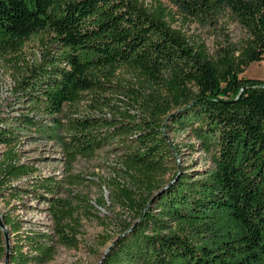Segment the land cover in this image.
Wrapping results in <instances>:
<instances>
[{"label": "trees", "instance_id": "1", "mask_svg": "<svg viewBox=\"0 0 264 264\" xmlns=\"http://www.w3.org/2000/svg\"><path fill=\"white\" fill-rule=\"evenodd\" d=\"M139 1L0 0V58L44 33L54 35L58 49L19 84L30 113L12 125L0 119V145L13 147L0 163V195L21 200L30 191L12 185L33 181L37 172L14 152L24 130L59 141L71 161L113 143L124 150L137 187L119 184L112 191L132 220L99 264H264V80L241 76L264 60V0H174L194 22L216 28L228 11L245 29L240 41L228 37L213 51L174 28L162 4L152 12ZM123 66L168 91L176 109L168 120L64 116L67 104L106 91ZM187 130L202 150L215 149L213 165L177 169L165 183L170 163L182 154L167 134ZM33 186L51 202L56 225L47 233L24 229L11 212L2 214L9 264H47L57 244L78 243L63 223L61 201L42 196L59 185L40 178ZM7 254L0 227V264Z\"/></svg>", "mask_w": 264, "mask_h": 264}, {"label": "rangeland", "instance_id": "2", "mask_svg": "<svg viewBox=\"0 0 264 264\" xmlns=\"http://www.w3.org/2000/svg\"><path fill=\"white\" fill-rule=\"evenodd\" d=\"M139 3L152 12L159 3L162 4L173 16L169 21L174 28L191 39H204L211 51L228 37L238 42L246 36L245 29L228 11L222 14L220 24L214 28L194 22L174 0H140ZM56 47L53 34H38L21 51L0 58V119L12 125L19 115L30 113L29 101L19 100L22 93L18 91L21 89L19 84L24 79L29 80L31 69L44 63L47 54L57 55ZM241 76L264 80V60L251 63ZM161 89L140 70L123 66L117 70L106 91H100L98 95L86 93L78 103L67 104L64 116L121 120L130 115L126 118L137 123L153 117L168 120L169 114L176 109L169 100L168 91ZM43 121L50 123L49 118ZM167 135L172 144L180 147L182 154L176 162L170 163L162 181L171 180L180 168L192 173L213 165L215 149L202 150L200 141L191 136L190 130ZM115 145L112 143L93 156H79L71 161L59 141L42 137L35 129L22 131L14 152L19 163L29 164L37 172L33 181L24 177L12 182L13 186L26 184L30 191L22 193L21 200L13 198V194L7 196L10 192L0 195V212H11L21 219L24 229L52 232L56 224L51 202L39 198L32 189L33 183H38L40 178L51 179L59 185L55 194L41 193L61 201L65 211L63 223L71 234L77 236L78 243L76 247L57 244V254L47 264H99L121 235L124 221L132 220L126 203L117 199L112 191L119 184L134 189L137 180L128 172L133 173V170L125 164L124 150L115 148ZM193 145L195 149L190 147ZM12 148L0 145V163Z\"/></svg>", "mask_w": 264, "mask_h": 264}, {"label": "water", "instance_id": "3", "mask_svg": "<svg viewBox=\"0 0 264 264\" xmlns=\"http://www.w3.org/2000/svg\"><path fill=\"white\" fill-rule=\"evenodd\" d=\"M0 227L4 232V237H5V241H6V247H7V253H8L6 258H5L4 264H9V256L8 255H9V251H10V232H9L8 227L4 224L3 216L1 214V212H0Z\"/></svg>", "mask_w": 264, "mask_h": 264}]
</instances>
